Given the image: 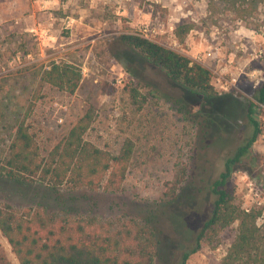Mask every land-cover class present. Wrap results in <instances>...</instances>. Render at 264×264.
<instances>
[{
    "label": "rangeland",
    "instance_id": "rangeland-1",
    "mask_svg": "<svg viewBox=\"0 0 264 264\" xmlns=\"http://www.w3.org/2000/svg\"><path fill=\"white\" fill-rule=\"evenodd\" d=\"M247 7L244 16H238L227 0H0V74L51 60L74 62L82 70L73 94L49 86L39 91L29 118L39 137L50 138L53 143L72 120L92 107L95 120L86 139L112 152L125 137L136 143L123 192L108 195L88 191L87 198H77L70 205L86 209L95 203L102 215L135 213L145 209L144 200L165 191V184L183 164L189 166L194 181L188 178L177 192L179 197L162 215L163 235L156 264H176L209 216L212 197L207 186L223 169L230 153L226 132L221 142L224 147L209 144L202 148L177 106L167 98L176 95L175 85L137 51L121 44L118 36L134 33L177 50L208 67L219 91H232L242 103L247 99L256 102L252 92L264 75V55L250 60L249 53L255 47L264 49V0H257L252 11ZM183 22L191 23L192 29L179 41L174 30ZM218 63H226L223 78L216 72ZM230 64L240 65L242 72L236 85L226 88ZM249 68L258 71V77L249 74ZM131 87L138 90L137 103ZM255 117L261 128L252 144L258 169L235 170L230 177L235 200L242 207L263 199V104L256 109ZM238 122L246 132L247 124ZM240 126L236 127L237 139L243 136ZM249 181L257 182V191L249 188ZM59 197L35 184L0 179V200L15 206L53 207ZM229 242L230 238L224 236L217 248L202 247L185 264H217ZM0 246L10 264H19L1 232Z\"/></svg>",
    "mask_w": 264,
    "mask_h": 264
},
{
    "label": "trees",
    "instance_id": "trees-1",
    "mask_svg": "<svg viewBox=\"0 0 264 264\" xmlns=\"http://www.w3.org/2000/svg\"><path fill=\"white\" fill-rule=\"evenodd\" d=\"M256 2L227 0L238 16H244L246 4V10L252 11ZM191 28V23H179L175 36L183 41ZM118 39L175 85L176 97L167 98L177 106L202 148L222 146L226 132L230 155L207 186L212 197L209 216L176 264H185L202 247L217 248L224 236L230 242L217 264H264V225L257 222L261 209L243 208L230 186L233 171L258 169L252 144L261 133L255 113L264 105V75L252 92L256 102L246 98L247 103H242L232 91L216 89L212 71L187 55L134 33H123ZM81 79L79 65L64 60L0 74V179L35 184L60 196L53 207L15 206L0 200V232L19 264H156L163 235L162 215L179 197L177 192L188 178L193 182L194 177L187 163L183 164L165 184V191L144 200L145 209L135 213L102 215L95 203L86 209L70 205L88 191L108 195L123 192L136 147L130 137L122 140L116 152L86 139L95 120L92 107L72 120L53 143L39 137L29 118L41 88L49 86L73 94ZM137 95L138 90L131 87L134 103ZM239 120L247 124L246 132ZM237 126L243 133L238 139L234 137ZM0 264H10L1 246Z\"/></svg>",
    "mask_w": 264,
    "mask_h": 264
},
{
    "label": "built area",
    "instance_id": "built-area-1",
    "mask_svg": "<svg viewBox=\"0 0 264 264\" xmlns=\"http://www.w3.org/2000/svg\"><path fill=\"white\" fill-rule=\"evenodd\" d=\"M262 28L264 29V27H262ZM262 32L264 33V31H262ZM249 54L251 55V57L249 58L250 60L251 59L252 60L253 59H257L260 56L264 55V49L255 47V48H252V50L250 51ZM241 72H242V68H237V70L234 73L230 72L231 73L230 74V78L228 80L226 79V88H227V85L228 86H232V87L236 85L237 78H238V76L240 75ZM248 72H249V74H252L253 77H258V76H255L256 72H258V71L250 70ZM221 87L225 88V84H224V86L222 84ZM243 176H245V174L241 173V177H243ZM253 181H249L248 182L249 188H251L252 190L255 189V185L257 183L256 181L255 182H253ZM262 187H263V185H262ZM255 191H257V189H255ZM263 191H264V187H263ZM255 195L259 197L258 192H255ZM261 197H263L262 201H259V199H256V202H255V204L253 206H256V207L261 209V214L259 215V217L257 219V222H258L259 225L260 224L264 225V192H263V195ZM243 208L249 209L250 207H243Z\"/></svg>",
    "mask_w": 264,
    "mask_h": 264
},
{
    "label": "crops",
    "instance_id": "crops-1",
    "mask_svg": "<svg viewBox=\"0 0 264 264\" xmlns=\"http://www.w3.org/2000/svg\"><path fill=\"white\" fill-rule=\"evenodd\" d=\"M216 66H217V70H218L216 72L218 73V75L220 77H224L223 74H224V72H226V63H223V65H222V63H218V65H216ZM227 67H228L229 72L234 73L237 70V68H240L241 66L240 65H238V66H232L230 64V66L227 65ZM248 71H250V68L248 69Z\"/></svg>",
    "mask_w": 264,
    "mask_h": 264
}]
</instances>
